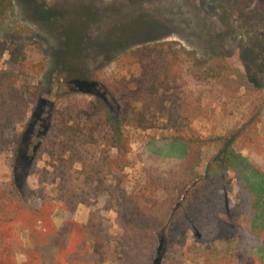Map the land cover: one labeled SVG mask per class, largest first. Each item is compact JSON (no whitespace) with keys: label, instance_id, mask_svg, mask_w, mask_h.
<instances>
[{"label":"rangeland","instance_id":"1","mask_svg":"<svg viewBox=\"0 0 264 264\" xmlns=\"http://www.w3.org/2000/svg\"><path fill=\"white\" fill-rule=\"evenodd\" d=\"M12 7L0 25V41L24 43L26 60L14 65L6 51L0 69L15 71L21 82L37 88V97L18 125L21 141L0 155V183L12 180L34 207L54 201L56 225L63 219L64 194L95 198V186L87 185L84 176L85 167L102 158L100 103L122 121L130 140L125 165L116 174L131 181L141 178L144 166L165 169L177 163L182 147L176 136L220 137L223 143L244 123H254L247 125L252 144L246 148L253 167L264 172V0H13ZM161 41L193 51L204 62L202 72L217 75L200 81L183 66L180 115L168 107L158 111L164 91L150 99L143 91V75L118 63L123 53ZM125 82L135 89L124 90ZM143 105L155 113L149 115L153 127L147 130L127 119L129 111ZM169 114L188 125L178 130ZM240 145L239 140L233 143L235 153L246 155ZM212 153V148L205 153L206 161ZM230 178L233 188L232 173ZM90 216L88 206L76 205L78 223L86 225ZM219 230L212 242H198L188 233L169 246L159 234L151 252L127 250L112 206L94 230L103 244L93 242L90 249L105 264H264L262 252L247 258L237 253L225 212L219 216ZM17 231L18 264H25L31 246L41 264H58L51 246L35 231Z\"/></svg>","mask_w":264,"mask_h":264},{"label":"trees","instance_id":"2","mask_svg":"<svg viewBox=\"0 0 264 264\" xmlns=\"http://www.w3.org/2000/svg\"><path fill=\"white\" fill-rule=\"evenodd\" d=\"M12 6L13 0H0V25L12 14ZM6 51L12 64L25 62L24 43L0 41V59ZM194 54L174 41L152 42L123 53L118 63L143 75V91L150 99L164 91L158 111L168 107L180 115L185 95L183 66H188V74L200 81L217 77L212 70V73L202 72L204 62ZM43 67L41 65L40 69ZM163 85H167L166 90L161 89ZM122 88L135 89L126 82ZM36 97L37 88L21 82L15 71L0 69V155L21 141L18 125ZM96 111L104 115L98 125V131L102 133L99 140L102 158L100 162L86 166L84 176L87 185L95 186V198L90 201L82 196V200L76 198L74 201L73 192L64 194L60 206L63 219L56 225L53 216L57 205L54 201L44 200L34 207L12 180L1 182L0 264H18L19 228L35 231L38 238L51 246L58 264H105V259L93 252L90 245L96 241L103 244L102 236L95 235L94 230L105 210L112 206L116 207V222L127 250L149 253L156 247L159 234L169 246L188 233L201 243L215 241L220 235L219 216L225 212L237 253L244 258L256 251L264 253V172L253 167L252 153L246 148L252 144L247 125L254 123H244L223 143L220 137L178 135L175 139L181 145L182 153L177 163L165 169L144 166L141 178L131 181L126 174H116L125 165L131 147L123 123L113 118L102 103L96 105ZM171 114L169 120L182 131L188 124L182 125ZM149 115H155L154 111L151 106L143 105L129 111L127 119L138 129L147 130L153 127ZM236 140L241 142L242 150L248 151L246 155L235 153L232 145ZM210 148L213 153L206 161L205 153ZM231 173L236 180L233 188H230ZM254 177H259L263 184L253 183ZM78 203L91 209L86 225L74 219ZM26 255L25 264H41L32 246Z\"/></svg>","mask_w":264,"mask_h":264}]
</instances>
